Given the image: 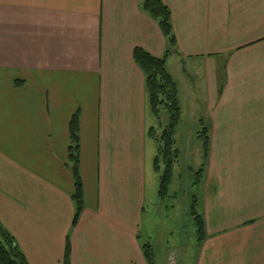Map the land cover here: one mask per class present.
<instances>
[{"label": "crops", "instance_id": "crops-1", "mask_svg": "<svg viewBox=\"0 0 264 264\" xmlns=\"http://www.w3.org/2000/svg\"><path fill=\"white\" fill-rule=\"evenodd\" d=\"M141 1L0 0V222L28 264H63L67 239L70 264H148L146 242L157 264L147 204L159 198V119L133 50L161 58L166 39ZM163 1L181 117L184 100L209 136L193 264H264V0ZM76 111L84 207L72 225ZM163 249L164 264H183Z\"/></svg>", "mask_w": 264, "mask_h": 264}, {"label": "trees", "instance_id": "trees-1", "mask_svg": "<svg viewBox=\"0 0 264 264\" xmlns=\"http://www.w3.org/2000/svg\"><path fill=\"white\" fill-rule=\"evenodd\" d=\"M141 9L157 21L160 30L166 39L164 56L157 58L140 47L133 50V59L143 70L145 87L150 112L159 119L158 127H150L149 135L157 142V152L153 159V168L159 175L158 196L165 200L168 196L169 185L173 177V168L178 158V150L174 148L173 135L176 125L181 119V107L178 99V85L166 67V57L176 50V38L171 24L170 9L163 0H142ZM166 115L165 120L160 119ZM202 124V123H201ZM203 125V124H202ZM202 141L204 163L195 172L194 184L200 182L205 170L209 153L208 129L203 125L198 132ZM68 164L73 175L74 216L72 225H75L84 207L83 186L79 173L80 164V136L79 113L76 111L69 123ZM197 197L194 195L190 204V216L195 226L197 244L201 245L205 239V226L202 214L197 209ZM142 250L148 264H154L155 257L151 244H142ZM0 264H28L24 254L16 244L13 236L0 222ZM63 264H70V245L66 240Z\"/></svg>", "mask_w": 264, "mask_h": 264}, {"label": "rangeland", "instance_id": "rangeland-1", "mask_svg": "<svg viewBox=\"0 0 264 264\" xmlns=\"http://www.w3.org/2000/svg\"><path fill=\"white\" fill-rule=\"evenodd\" d=\"M182 102L184 112L178 128V135L175 137L176 144L174 147L178 148L179 154L177 162L174 164L173 177L169 185L170 196L163 201L157 198L155 203H153V207L147 204V212L151 211V216L156 217V222L149 226L151 228V237H153V240L156 239L161 242L157 264H164L165 262V251L163 249L165 241L176 247V250L182 256L183 264H193V258L198 245L195 226L190 216V204L192 197L198 193V188L194 184L196 179L195 172L200 169L205 161L202 141L198 137V132L204 124H199V121L194 120L189 115L191 108L187 107L184 100ZM150 117H152L150 119H154L153 116ZM192 121L195 124H192ZM152 173L154 174V171ZM156 175L158 174L156 173ZM160 209L163 212L169 210L166 213L168 218H161L162 213L159 211ZM145 221L146 219L144 218L142 242L147 240L145 235Z\"/></svg>", "mask_w": 264, "mask_h": 264}]
</instances>
